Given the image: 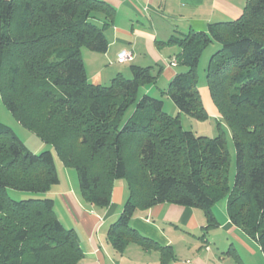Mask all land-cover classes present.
<instances>
[{
  "label": "trees",
  "instance_id": "trees-1",
  "mask_svg": "<svg viewBox=\"0 0 264 264\" xmlns=\"http://www.w3.org/2000/svg\"><path fill=\"white\" fill-rule=\"evenodd\" d=\"M113 17L114 9L101 0H0L3 104L26 130L39 127L29 118L33 104L26 103L33 92L50 105L48 118L56 110V123L87 148L78 159L52 145L62 164L76 170L83 202L107 208L114 182L126 180L127 198L106 232L117 253L132 243L159 251L162 260L171 254L170 247L131 227L138 210L159 204L199 209L207 229L218 225L212 209L225 197L230 222L264 256V0H246L236 20L171 36L166 44L179 49L175 60L183 71L164 89L157 85L159 66L130 64V77L117 74L107 85L88 81L81 49L105 53ZM209 44L218 49L209 58L206 83L235 150L231 183L224 132L196 135L183 130L179 119H207L196 70ZM146 86L166 95L177 116L163 111L161 99L143 93ZM28 87L33 92L24 93ZM0 167L26 178L18 184L0 177V264H78V237L43 195L59 184L53 154H34L0 123Z\"/></svg>",
  "mask_w": 264,
  "mask_h": 264
},
{
  "label": "crops",
  "instance_id": "crops-1",
  "mask_svg": "<svg viewBox=\"0 0 264 264\" xmlns=\"http://www.w3.org/2000/svg\"><path fill=\"white\" fill-rule=\"evenodd\" d=\"M101 1L114 9L112 25L106 31L108 49L103 53V56L108 55L109 61L117 63L113 65L115 72L111 73V80L117 74L130 77V65L127 67L117 62V55L126 50L133 54V61L130 64L160 67L157 85L162 89L166 88L167 83L177 73L183 71L179 65L175 67L171 65L176 61L179 49L174 45H167L168 39L173 35L190 31L205 32L211 24L236 20L246 2V0ZM90 83L107 85L101 81ZM154 91L159 92L154 86L142 89L143 93ZM127 192L123 187L113 185L110 205L103 209L101 218L92 217L89 223L87 222L86 229L89 232L81 229L84 239L75 233L83 253V258L78 264H248L246 258L252 260L254 255L261 251L253 240L230 222L226 209L224 214L219 216L213 206V215L218 225L206 229L203 211L172 204H159L135 212L131 219V227L159 246L170 247L171 254L162 260L159 251H144L132 243L119 254L108 242L106 232L108 226L120 215ZM65 209L69 214L74 212L70 204H68L70 212ZM65 227L75 232L73 226ZM100 227L102 232L96 233Z\"/></svg>",
  "mask_w": 264,
  "mask_h": 264
},
{
  "label": "rangeland",
  "instance_id": "rangeland-1",
  "mask_svg": "<svg viewBox=\"0 0 264 264\" xmlns=\"http://www.w3.org/2000/svg\"><path fill=\"white\" fill-rule=\"evenodd\" d=\"M217 49L218 46L216 44H209V46L206 47L201 53L196 70L198 91L203 108L207 114L206 121H199L182 114L179 116V119L181 121L183 130L192 131L196 135L214 137L220 131L224 132L227 141L226 149L230 154L229 180L231 183L235 169L234 145L227 127L223 122L220 121L221 114L211 99L206 83V67L211 54ZM81 59L83 61L86 76L89 82L96 83L101 81V83L105 84L110 82L111 73L115 72V66L113 67L115 62L109 61L108 55L103 56V53L91 52L85 48H82ZM115 64L117 65V63ZM124 65L128 67L130 63H125ZM171 65L175 67L178 65V63L174 61V63ZM28 91H32V89L28 87L27 91L24 90L23 92L26 93ZM151 96L163 101V111L165 113L172 116H177V112H175L171 100L167 98L166 95H162L160 91H154L151 93ZM27 102L33 104L31 105V111L29 110V118L39 127L26 130L16 121L14 116L5 107L1 97L0 123L11 128L19 137V139L24 142L27 148L34 154H38L42 151H50L53 154L56 173L59 178V184L52 186L50 190L43 195L44 197L51 198L54 201L55 214L57 218L60 219L65 226H73L75 228V233L84 239L81 229H83V231L89 232V230L86 229L87 222L89 223L92 217L100 219L103 209L88 205L87 203L83 202L79 192V181L76 170L72 167H66L62 164L61 160L54 152L52 145L59 146L63 153L66 155L73 154L78 159L86 157L87 148L81 143L80 140L74 138L71 132L67 131V129H65L63 126L56 123V110L51 111L52 113L50 117H47L51 107L45 101L39 99L37 92H33V98L26 101V103ZM128 144L131 145V143ZM129 149H131V147H129ZM17 171L18 170H7L0 167V177L8 179L13 178V182H18V184L25 182L26 178ZM116 181L113 184L115 187H123L124 190L128 191L126 180L121 179ZM12 192L13 191H9L10 196L13 198L15 197L14 199H18V196L13 195L14 193ZM27 195L38 196V194L24 193L21 195V197H26ZM68 204H70L72 210L74 211L72 214L68 209ZM226 205V198L222 197L215 203L214 211L219 216H221L225 212ZM65 208L69 210L70 214L66 212ZM97 232H102L101 227L98 229V231H96V233ZM246 261L248 264H264V256L262 251H259L258 255H254L252 260L246 258Z\"/></svg>",
  "mask_w": 264,
  "mask_h": 264
},
{
  "label": "built area",
  "instance_id": "built-area-1",
  "mask_svg": "<svg viewBox=\"0 0 264 264\" xmlns=\"http://www.w3.org/2000/svg\"><path fill=\"white\" fill-rule=\"evenodd\" d=\"M133 61V54L129 51L123 50L117 55V62L119 64L130 63Z\"/></svg>",
  "mask_w": 264,
  "mask_h": 264
}]
</instances>
